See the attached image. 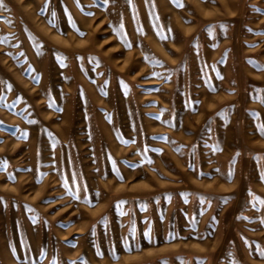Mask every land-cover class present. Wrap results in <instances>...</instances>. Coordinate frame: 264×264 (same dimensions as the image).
<instances>
[{
  "label": "rangeland",
  "instance_id": "rangeland-1",
  "mask_svg": "<svg viewBox=\"0 0 264 264\" xmlns=\"http://www.w3.org/2000/svg\"><path fill=\"white\" fill-rule=\"evenodd\" d=\"M2 3L0 264H264V0Z\"/></svg>",
  "mask_w": 264,
  "mask_h": 264
},
{
  "label": "snow or ice",
  "instance_id": "snow-or-ice-1",
  "mask_svg": "<svg viewBox=\"0 0 264 264\" xmlns=\"http://www.w3.org/2000/svg\"><path fill=\"white\" fill-rule=\"evenodd\" d=\"M178 6L182 7V3H178ZM0 7H3V3H2V0H0ZM166 39V37H165ZM261 203H264V201H261ZM147 235V234H146ZM261 256H264V249L260 250V253H259Z\"/></svg>",
  "mask_w": 264,
  "mask_h": 264
}]
</instances>
